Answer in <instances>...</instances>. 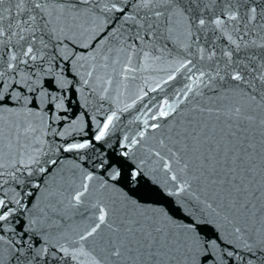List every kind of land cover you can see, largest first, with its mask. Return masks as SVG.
I'll return each mask as SVG.
<instances>
[{"label":"snow or ice","instance_id":"snow-or-ice-1","mask_svg":"<svg viewBox=\"0 0 264 264\" xmlns=\"http://www.w3.org/2000/svg\"><path fill=\"white\" fill-rule=\"evenodd\" d=\"M0 264H264V0H0Z\"/></svg>","mask_w":264,"mask_h":264},{"label":"water","instance_id":"water-1","mask_svg":"<svg viewBox=\"0 0 264 264\" xmlns=\"http://www.w3.org/2000/svg\"><path fill=\"white\" fill-rule=\"evenodd\" d=\"M180 80V77L178 76L177 77V81H179ZM177 82L176 81H174L173 82V84H176ZM168 88H169V90H170V86H167ZM151 95H158V94H151ZM80 103H81V105L84 103L83 102V100H81L80 101ZM95 103H96V101H95V98H92L91 100H90V102H89V108H88V110L89 111H91V108L95 105ZM105 106L106 107H114V105H108L107 104V102H105ZM73 108H75V104H73ZM133 112L135 111V110H132ZM132 115V112H126V113H123L122 114V121H124V122H126L127 121V119H128V117L129 116H131ZM130 127H135L134 125H131ZM122 133L119 131V130H117V132L113 135V137H112V139H113V142L115 141V136L116 135H121ZM73 136H74V138H75V140H81V139H86V138H88L87 136H84L83 134H81V133H74L73 134ZM48 139H53L52 137H48ZM58 139V138H57ZM73 139V137H69V140H72ZM59 142H65V141H59ZM62 156L63 157H66V158H68V160H69V164L71 163V161H72V159H74V158H76L77 157V154L76 153H62ZM79 163H81V165L83 166V165H86L88 162L87 161H78ZM90 166V165H89ZM57 179H58V177H57Z\"/></svg>","mask_w":264,"mask_h":264}]
</instances>
